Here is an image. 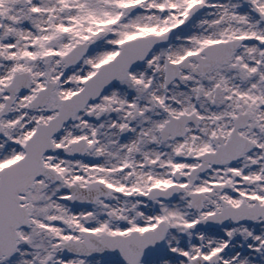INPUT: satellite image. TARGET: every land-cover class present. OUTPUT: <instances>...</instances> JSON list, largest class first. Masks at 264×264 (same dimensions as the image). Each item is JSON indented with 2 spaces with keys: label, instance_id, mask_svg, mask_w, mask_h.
<instances>
[{
  "label": "snow or ice",
  "instance_id": "1",
  "mask_svg": "<svg viewBox=\"0 0 264 264\" xmlns=\"http://www.w3.org/2000/svg\"><path fill=\"white\" fill-rule=\"evenodd\" d=\"M0 264H264V0H0Z\"/></svg>",
  "mask_w": 264,
  "mask_h": 264
}]
</instances>
